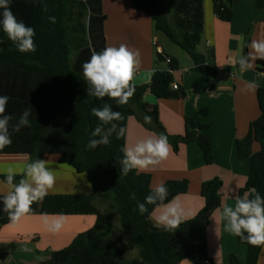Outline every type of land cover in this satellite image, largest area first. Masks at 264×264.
<instances>
[{
  "label": "trees",
  "instance_id": "obj_1",
  "mask_svg": "<svg viewBox=\"0 0 264 264\" xmlns=\"http://www.w3.org/2000/svg\"><path fill=\"white\" fill-rule=\"evenodd\" d=\"M214 13L223 22H230L234 9L241 0H212ZM264 21V0H251ZM205 0H172V13L163 0H131L133 8L146 13L172 43L188 54L195 70L208 78L210 90L216 88L220 72L207 62L198 46L204 32ZM10 8L19 21L35 29V52L22 53L8 39L0 26V96H8L6 114L15 125L25 109L31 111L30 127L12 133V143L0 149V155H28L30 162L48 155H58L61 164L70 165L78 174H86L92 186L90 195L46 196L42 202L32 204L29 214L96 215V226L87 233L79 234L66 248L54 251L42 264H207L209 261L207 229L212 214L222 206L223 183L214 179L201 192L204 208L178 229L165 231L156 227L148 215L141 214L138 204L150 193L152 175L138 170L120 174L121 149L126 144V134L117 138L114 133L108 145L88 149L92 131L100 121L91 115L93 107L111 105L122 113L124 119L115 123L127 130L128 119L136 116L149 130L163 134L174 147L196 143L202 149L206 164H212V136L209 125L197 118L186 119L183 136L169 135L159 120L157 106L151 110L144 101L150 92L158 100L180 99L186 96L181 88L173 90L174 72L179 70V60L158 53L160 62H167L168 70L154 72L148 85H135L134 96L125 105L115 100L97 99L87 94L82 65L92 53L107 48L105 36L106 15L102 0H11ZM0 9V14H2ZM55 17V23L49 20ZM2 18V17H0ZM247 52V51H246ZM247 53H245L246 55ZM264 70V62L259 60ZM260 116L251 126L247 137L237 142L240 159L248 160L250 175L242 189L253 198L255 193L264 197V89L257 93ZM150 116L151 123L144 117ZM109 127V126H105ZM11 132V127H10ZM260 150L254 153L253 145ZM23 175L15 176V183ZM6 183V176H2ZM168 200L188 192L189 182L168 181ZM135 194V199L132 198ZM3 196H0L2 199ZM41 209L39 210V207ZM0 200V226L11 222L2 211ZM118 218L120 226L114 220ZM119 233L114 237V233ZM126 237L133 248L138 249L136 258L128 259L123 246ZM246 246V261L230 257V264H258L264 245L253 246L237 237ZM210 262V261H209Z\"/></svg>",
  "mask_w": 264,
  "mask_h": 264
},
{
  "label": "crops",
  "instance_id": "obj_2",
  "mask_svg": "<svg viewBox=\"0 0 264 264\" xmlns=\"http://www.w3.org/2000/svg\"><path fill=\"white\" fill-rule=\"evenodd\" d=\"M102 6L107 17V47L124 44L140 53V67L133 80L135 85H148L155 71L169 69L167 62L158 60V53L179 60L180 68L173 74L174 84L185 91L186 96L158 100L148 92L144 97L149 110L157 106L159 120L166 132L171 136H183L188 118L200 119L210 126L206 133L213 140L212 164H206L202 149L196 143L177 147L169 143L171 153L165 161L139 172L152 175L151 187L161 182L187 180L188 192L177 196L188 213L187 220L204 208L201 192L208 183L221 180L222 206L212 214L207 229L209 261L210 264H230V257L234 255L245 262L247 248L239 244L237 236L225 231L226 221L221 219L220 212L225 205L234 206L236 198L242 197L241 191L250 175L249 161L238 157L237 142L247 137L251 124L260 116L257 93L260 88L264 89V70H261L263 66L259 60L252 62L253 67L244 72H240L239 65L234 62L250 51L252 40L264 39V21L259 19L251 0L240 1L230 22L221 21L214 13L213 1L205 0L204 32L198 49L220 72L215 81L216 88L210 90L207 76L195 70L191 57L158 31L152 18L133 8L131 0H102ZM248 85L253 87L249 89ZM152 134L158 135L136 116L128 119L126 143ZM252 150L257 153L259 145L255 143ZM44 160L56 177L47 196L92 193L88 176L76 173L72 167L62 168L65 164L59 162L58 155H48ZM29 162L28 155H0V196L9 191L2 180L7 170L11 168L16 176L23 175ZM54 215L27 214L17 222L1 225L0 264H42L48 261L52 252L68 247L77 235L89 232L97 222L96 215L60 214L64 217V226L58 233H51L47 230L45 217L51 220ZM181 264L192 263L184 261ZM258 264H264V248Z\"/></svg>",
  "mask_w": 264,
  "mask_h": 264
},
{
  "label": "clouds",
  "instance_id": "obj_3",
  "mask_svg": "<svg viewBox=\"0 0 264 264\" xmlns=\"http://www.w3.org/2000/svg\"><path fill=\"white\" fill-rule=\"evenodd\" d=\"M36 0H33L35 3ZM11 0H0V26L18 50L22 53L35 52V29L19 21L10 8ZM55 23V17H49ZM250 51L247 55H241L234 63L239 65L240 72L253 67L256 60L264 61V39L252 40L249 44ZM140 53L133 51L126 45L119 47H107L100 52H93L90 59L83 63V77L87 83V94L97 99L115 100L118 105H125L134 96L135 85L132 83L137 70L140 67ZM249 89L252 85L247 86ZM9 102L8 96H0V149L10 146L11 134L19 133L22 128L30 127L29 117L31 111L25 109L15 125H10L13 119L6 114ZM91 115L95 116L100 125L91 133L87 148L95 149L99 145H108L110 137L115 133L117 138L124 137L126 129L118 126L117 121L124 119L119 111H114L110 104L102 107H93ZM145 123H151V117H144ZM109 126V127H105ZM11 127V132H10ZM123 158L119 161L120 174L127 175L129 171H147L155 168L165 161L171 153V145L163 134H152L126 143L121 149ZM16 172L9 168L6 175V184L9 191L2 199V211L7 212L12 222L19 221L23 216L32 211V204L42 202L56 182L53 171L48 168L43 159L29 162L24 170L23 178L15 183ZM90 186V185H89ZM253 198L246 193L243 197L236 198L234 206L225 205L220 212L222 220L226 221L224 229L227 232L246 240L253 246L264 245V197L255 192ZM169 189L161 182L151 187L150 193L143 203L138 204L141 214L148 212L147 205H153V211L148 219L154 221L158 228L165 231H173L188 219L179 197L168 200ZM135 199V194H132ZM47 230L58 233L64 226L63 215L56 214L53 219L45 217Z\"/></svg>",
  "mask_w": 264,
  "mask_h": 264
},
{
  "label": "rangeland",
  "instance_id": "obj_4",
  "mask_svg": "<svg viewBox=\"0 0 264 264\" xmlns=\"http://www.w3.org/2000/svg\"><path fill=\"white\" fill-rule=\"evenodd\" d=\"M163 1L168 8V13H172V0H163ZM64 167H71V166L70 165L62 166V168H64ZM114 223L116 224V226H118V227L120 226V221L118 218H116L114 220ZM118 236H119L118 232L114 233V237H118ZM123 246L128 250V252L126 254L128 259H133V258L138 257V255H139L138 249L133 248V246L129 243V240L126 237L123 238Z\"/></svg>",
  "mask_w": 264,
  "mask_h": 264
},
{
  "label": "built area",
  "instance_id": "obj_5",
  "mask_svg": "<svg viewBox=\"0 0 264 264\" xmlns=\"http://www.w3.org/2000/svg\"><path fill=\"white\" fill-rule=\"evenodd\" d=\"M173 90H179L178 85L174 84V85H173ZM206 263H207V264H210L209 261H206Z\"/></svg>",
  "mask_w": 264,
  "mask_h": 264
}]
</instances>
